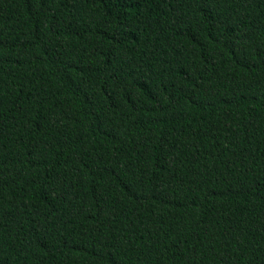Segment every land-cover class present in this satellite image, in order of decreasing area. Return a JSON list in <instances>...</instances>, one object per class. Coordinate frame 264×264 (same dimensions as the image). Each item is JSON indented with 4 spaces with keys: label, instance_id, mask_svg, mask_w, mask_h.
<instances>
[{
    "label": "trees",
    "instance_id": "obj_1",
    "mask_svg": "<svg viewBox=\"0 0 264 264\" xmlns=\"http://www.w3.org/2000/svg\"><path fill=\"white\" fill-rule=\"evenodd\" d=\"M0 264H264V0H0Z\"/></svg>",
    "mask_w": 264,
    "mask_h": 264
}]
</instances>
